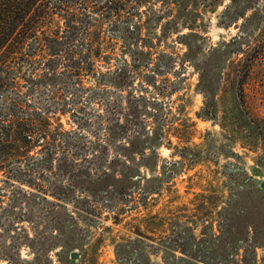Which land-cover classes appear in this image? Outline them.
Returning a JSON list of instances; mask_svg holds the SVG:
<instances>
[{
  "label": "rangeland",
  "instance_id": "1",
  "mask_svg": "<svg viewBox=\"0 0 264 264\" xmlns=\"http://www.w3.org/2000/svg\"><path fill=\"white\" fill-rule=\"evenodd\" d=\"M245 1L254 8L244 18L234 16L233 0L143 6L141 38L153 42L144 50L152 53L151 67L158 62L168 70L157 78L148 68L120 85L102 77L125 55L111 20L100 26L99 16L84 17L97 35L90 38L82 26L65 40L54 68L40 56L10 76H20L19 87L0 91V109L13 116L17 158L14 177L10 166L0 171V264H119L116 246L136 240L152 264H165L163 256H186L161 244L175 238L179 226L198 239L210 234L211 224L219 236L222 222L235 228L256 222L264 229V0ZM152 10L166 15L157 20ZM232 40L230 50L239 54H211ZM85 41L99 51L92 71L83 69L78 77L63 63L66 52L81 53ZM204 92L217 104L215 119L202 112ZM27 125L28 147L19 142ZM136 137L140 150L147 149L144 159L132 150ZM126 159L157 167L141 168L142 189L122 197L105 188L111 179L99 178L119 176ZM225 209L231 212L219 215ZM253 236L251 231L252 242L236 255L229 253L236 257L228 264H244V258L264 264V243L254 247Z\"/></svg>",
  "mask_w": 264,
  "mask_h": 264
},
{
  "label": "trees",
  "instance_id": "2",
  "mask_svg": "<svg viewBox=\"0 0 264 264\" xmlns=\"http://www.w3.org/2000/svg\"><path fill=\"white\" fill-rule=\"evenodd\" d=\"M96 2L94 6H89L90 0H0V91H4L9 87H19L18 80L20 76H15L12 79V74L19 73L25 63L33 64L38 57L41 56L46 67L50 69L55 67L59 56H63L62 47L65 40L72 39L78 33L82 26H86L88 36H96V25H90V22H85V16H96L102 19V24L106 20H111V30L115 38L123 42L124 55L120 60V64L114 69L109 70L106 74H102L103 78H109L114 81V84H122L127 81L128 77H136L138 71L142 68H148L153 72L152 76H163L168 73V70H162L161 65L157 62L155 67L152 65V53L146 52L144 48L152 47L153 42L146 44V40L141 38L142 35V20L144 14L140 9L151 2H160L163 0H93ZM132 6L129 7V3ZM188 0H184L185 5ZM85 6L83 11H77L75 6ZM233 6L236 7L235 17H245L247 12L252 10L251 4L245 0H233ZM230 9V8H229ZM173 10H169L167 14H172ZM159 16L155 10H152V15ZM227 14V13H226ZM255 15V14H254ZM253 15V16H254ZM113 19V20H112ZM97 22V19H94ZM99 26V27H100ZM196 35V34H191ZM97 38V37H96ZM236 42H221L218 47L211 49V54L231 53L239 54L237 50L231 51L230 48ZM151 45V46H149ZM83 51L76 53L74 50L66 52L68 55L67 64L69 74L81 75L83 69L92 71L91 60L99 51L98 46L92 43L83 42L81 45ZM192 52V51H191ZM127 55L129 57H127ZM92 58V59H91ZM85 67L83 68V66ZM196 67V66H195ZM198 67V65H197ZM55 71L50 75L56 77ZM201 83L206 81V75L200 72ZM48 75V74H47ZM153 78L154 77H149ZM239 96L243 97V82L240 83ZM206 96V106L202 109L205 118L215 119L217 115V104L214 99L209 101V93L204 92ZM17 105L13 102L9 105L11 109H15ZM10 114L5 115L0 109V171L6 170L8 166V174L14 177L13 165L16 163V147L14 131L15 122L9 120L13 118ZM11 117V118H10ZM30 126L24 129L23 136L19 142L26 147L32 143L30 135ZM140 137H136L130 144L132 150L140 155L142 159L145 157L146 148L144 146L140 150L138 143ZM126 149V148H125ZM128 150V148L126 149ZM131 150V148L129 149ZM154 155L158 160V154ZM167 164V163H166ZM12 165V166H11ZM169 166V165H167ZM151 169L156 171L157 165H150L142 162H131V160H123L119 176L112 173H105L104 177H100V181L111 179L114 183H106V189H113L120 196H126L128 190H140L141 188V168ZM166 166L163 168L164 175H167ZM21 171V170H20ZM6 186L12 182H6ZM4 188H0V201L3 196ZM22 192V190H21ZM260 200H264V192H260ZM1 203V202H0ZM14 206V204H11ZM224 212H231L225 209ZM236 214V213H234ZM238 221L241 216H234ZM233 217V218H234ZM232 222V221H231ZM212 231L208 236L202 234L203 238L198 237L191 229L178 227L175 238H168L161 242L162 245H175L177 248L184 251L186 256L177 258L172 256L168 259L163 256L165 264H228L230 261H235L236 256H228L229 253L235 254L243 248L244 244L251 243V231L254 232V247L257 244L264 243V229L259 227V223L238 224L235 228L232 223L222 222L219 225L221 230L220 235L213 233V224L210 225ZM234 229H238V232ZM261 241V242H260ZM141 240L129 241L116 246V258L119 264H152L151 257L139 252V244ZM232 261V262H233ZM62 264H72L68 260H62ZM234 264H239L235 262ZM244 264H254L247 262L244 258Z\"/></svg>",
  "mask_w": 264,
  "mask_h": 264
},
{
  "label": "water",
  "instance_id": "3",
  "mask_svg": "<svg viewBox=\"0 0 264 264\" xmlns=\"http://www.w3.org/2000/svg\"><path fill=\"white\" fill-rule=\"evenodd\" d=\"M263 188H264V187H263ZM78 257H79V256H78V254H76V253H74L73 256H72L73 259H77Z\"/></svg>",
  "mask_w": 264,
  "mask_h": 264
}]
</instances>
